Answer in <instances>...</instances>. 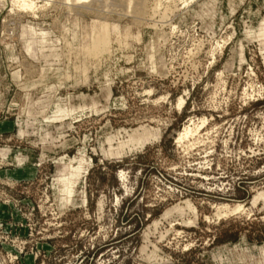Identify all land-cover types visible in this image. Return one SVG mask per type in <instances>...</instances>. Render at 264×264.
Masks as SVG:
<instances>
[{"label": "rangeland", "instance_id": "rangeland-1", "mask_svg": "<svg viewBox=\"0 0 264 264\" xmlns=\"http://www.w3.org/2000/svg\"><path fill=\"white\" fill-rule=\"evenodd\" d=\"M13 1L0 264H264V0Z\"/></svg>", "mask_w": 264, "mask_h": 264}, {"label": "bare ground", "instance_id": "bare-ground-1", "mask_svg": "<svg viewBox=\"0 0 264 264\" xmlns=\"http://www.w3.org/2000/svg\"><path fill=\"white\" fill-rule=\"evenodd\" d=\"M13 1V0H11ZM18 1V4L19 5H22V7H27L32 10L33 8V3L31 1H27V0H17ZM64 1V0H62ZM150 1V0H149ZM148 0H65L64 2H67V3H70V5L73 6L72 3H74V5H77L79 4V6H81L80 4L81 3H91L92 6L90 5V7H93L94 6H98L99 8H102V7H105V8H113V10L118 7L119 10L121 9L123 12H129V13H132V14H137L138 17L142 16V14L145 12V8L146 5H147V2H149ZM155 1V0H154ZM13 3H15L13 1ZM150 3V2H149ZM17 5V4H15ZM86 5V4H85ZM89 5V4H88ZM149 5V4H148ZM154 5V4H153ZM152 6V5H151ZM155 6V5H154ZM75 7V6H74ZM78 7V6H77ZM83 7H84V4H83ZM157 7V6H156ZM88 8V6H87ZM155 8V7H154ZM91 9V8H90ZM89 9V10H90ZM149 9V8H148ZM147 9V10H148ZM101 10V9H100ZM150 10V9H149ZM152 10V9H151ZM99 11V10H98ZM109 13V12H108ZM113 13V12H112ZM122 13V12H121ZM146 13V12H145ZM131 14V15H132ZM130 15V14H129ZM145 15V14H143ZM143 17V16H142ZM141 19V18H140ZM154 27V26H153ZM181 104V103H180ZM204 123V122H203ZM202 123V124H203ZM194 126V125H193ZM193 130L194 129H191L189 127H185L182 131V133L179 135V141H182L186 138H188L189 136H191V134H194L193 133Z\"/></svg>", "mask_w": 264, "mask_h": 264}, {"label": "crops", "instance_id": "crops-1", "mask_svg": "<svg viewBox=\"0 0 264 264\" xmlns=\"http://www.w3.org/2000/svg\"><path fill=\"white\" fill-rule=\"evenodd\" d=\"M99 40H100L99 37H97V36H94L93 37V40H92V48H98L99 46H104V45H102L101 43L98 42ZM103 44H105V42ZM69 192H71L70 189H69Z\"/></svg>", "mask_w": 264, "mask_h": 264}]
</instances>
